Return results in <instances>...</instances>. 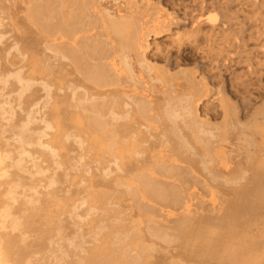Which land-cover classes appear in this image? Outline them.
Masks as SVG:
<instances>
[{"label":"bare ground","instance_id":"1","mask_svg":"<svg viewBox=\"0 0 264 264\" xmlns=\"http://www.w3.org/2000/svg\"><path fill=\"white\" fill-rule=\"evenodd\" d=\"M200 4L0 0V264H264V101L231 96L230 13L264 0Z\"/></svg>","mask_w":264,"mask_h":264},{"label":"rangeland","instance_id":"2","mask_svg":"<svg viewBox=\"0 0 264 264\" xmlns=\"http://www.w3.org/2000/svg\"><path fill=\"white\" fill-rule=\"evenodd\" d=\"M200 1H198V0H167L168 3H170L172 5H175V8L177 7V9L181 13H185L186 12L188 14H190L191 12L192 13H196V14L197 13H203V11L199 10V9H201V4L199 5V8H198V5H197L198 2L200 3ZM195 10L196 11L198 10V11L195 12ZM230 13H231L232 19H233L232 23H233V25L235 24L233 26L234 31L235 30L239 31V28H241V26H242V28L245 27L244 29L246 31V35L248 36L247 38H248V44H249L248 47H246L245 51L248 50V48L250 50V51L248 50V52L244 51L245 53L243 52L244 54L243 53L241 54L243 64H242L241 67L239 66V68L237 69L238 72L236 71L235 74L232 75V79L234 78L233 82L235 81V83H233L234 84V87H233V90H232L233 94L231 96L234 99L233 101H238L237 103H238L239 106L242 103L241 99L242 100H244V99L245 100H247V99L251 100L252 99V102L254 101V103H256L255 105L257 106V105L263 103V101H264V59H263L264 58V56H263L264 53H262V52H264V42H263L264 41V35H262V33H264V14H259L258 12H252V13L251 12H246L245 13L244 10L241 9V6L232 7ZM239 16L240 17L242 16L241 19H240ZM242 18H243V20H242ZM234 19H237L236 21L238 23ZM244 21H247L248 25H247V22L243 23ZM242 23H243V25H242ZM244 24L247 25V27ZM249 25H250L251 28L249 27ZM169 34L172 35L171 33L164 32V33L158 34L157 36L150 37L151 46H150L148 52L151 53L150 54L151 56H154V58H158L159 57L158 59L162 60L163 56L166 55V52H168L169 49L172 50L173 48H176L175 43L173 42V40L175 39L174 38L175 36L174 37L173 36H169ZM166 36L168 37V39H167ZM204 43H205V41L203 42L201 47H203V46L205 47ZM184 46H186V45H184ZM194 50H195V52H194ZM237 52H238V50L234 51L235 54H238ZM183 57H185V60L188 61V63H189L188 67H191V68L195 67L196 65L203 66L204 64H207V61H208V60H206L208 58L207 55L203 54L202 51H200V49H198V48L197 49H193V48H190V47L187 48V51L184 53ZM246 60H248V61H246ZM203 62H205V63H203ZM204 67H206V69H207L208 66L204 65ZM248 68H249V70H248ZM254 75H256V76H254ZM256 79H257V81H256ZM259 79L260 80L262 79V80L259 81ZM210 81H212V82L215 81L213 83L217 84L216 78L212 77L210 79ZM243 89H244V91H243ZM234 91H236V93ZM261 92H262V94H261ZM259 94H260V96H259ZM253 98H255V99L253 100ZM215 106L216 105H213V103H211V101H210V104L208 103V104L205 105L206 109H208V111L211 112V113H213L217 109V108L215 109Z\"/></svg>","mask_w":264,"mask_h":264}]
</instances>
